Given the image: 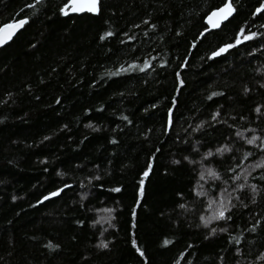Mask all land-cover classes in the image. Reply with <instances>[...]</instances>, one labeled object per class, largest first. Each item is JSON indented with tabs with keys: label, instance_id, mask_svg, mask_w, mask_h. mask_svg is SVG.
Wrapping results in <instances>:
<instances>
[{
	"label": "trees",
	"instance_id": "1",
	"mask_svg": "<svg viewBox=\"0 0 264 264\" xmlns=\"http://www.w3.org/2000/svg\"><path fill=\"white\" fill-rule=\"evenodd\" d=\"M68 1L0 0V264H264V0Z\"/></svg>",
	"mask_w": 264,
	"mask_h": 264
},
{
	"label": "water",
	"instance_id": "2",
	"mask_svg": "<svg viewBox=\"0 0 264 264\" xmlns=\"http://www.w3.org/2000/svg\"><path fill=\"white\" fill-rule=\"evenodd\" d=\"M91 0H69L68 3L63 7V11L67 12L66 16H82L91 15L97 16L99 13V0H97V10L88 11ZM230 5H225L217 10L211 12L206 18L207 30L203 33L206 34L211 31H217L225 24L233 15V8L230 6V14L222 12V9H226ZM78 9V10H73ZM226 17V18H225ZM26 21L19 20L16 22L8 23L0 27V48L11 41L24 27ZM9 25H14V27H8Z\"/></svg>",
	"mask_w": 264,
	"mask_h": 264
},
{
	"label": "snow or ice",
	"instance_id": "3",
	"mask_svg": "<svg viewBox=\"0 0 264 264\" xmlns=\"http://www.w3.org/2000/svg\"><path fill=\"white\" fill-rule=\"evenodd\" d=\"M73 10H78V9H73ZM96 10H97V0H91L90 6L88 7V11H96ZM221 11L222 12H225L226 14H230V12H231L230 6L227 7L226 9H222ZM65 14H67V12H65ZM8 27H14V25H9ZM109 35H111V33H109ZM221 51H224V50L222 49ZM219 54L220 53H217V55H219ZM141 70H143V69H141ZM255 139L256 138H253L252 140H249L248 142L249 143H253ZM262 166H264V165H262ZM144 175L146 177L148 175V173L145 172ZM209 175L215 176V173H213V172L210 171L209 172ZM237 178H239V177H237ZM201 179H203V176L201 177ZM117 191H119V189H117ZM142 192H143V186L141 184V194H142ZM218 218H224V212L223 211H220L219 212Z\"/></svg>",
	"mask_w": 264,
	"mask_h": 264
}]
</instances>
